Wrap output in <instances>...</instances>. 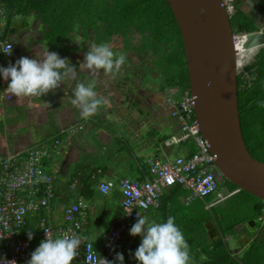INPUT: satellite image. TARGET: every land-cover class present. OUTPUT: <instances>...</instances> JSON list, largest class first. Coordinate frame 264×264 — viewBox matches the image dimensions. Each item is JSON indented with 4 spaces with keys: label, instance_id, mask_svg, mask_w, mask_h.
<instances>
[{
    "label": "crops",
    "instance_id": "crops-1",
    "mask_svg": "<svg viewBox=\"0 0 264 264\" xmlns=\"http://www.w3.org/2000/svg\"><path fill=\"white\" fill-rule=\"evenodd\" d=\"M233 5L234 11L231 13L233 30L235 35L243 36L242 47L245 43L247 46L244 54L239 55L242 65L254 63L256 60L263 62L264 0H233ZM0 7L6 14L4 6L0 4ZM32 16L35 20L33 28L30 30L26 21L21 22L18 24L20 31L14 34L10 29L16 18L11 19L6 14V24L0 32V51L4 50V45L8 42L13 44L15 54L8 57L0 52V67L7 68L9 64L15 65L21 57L41 59L43 53L49 50L67 59L69 65L76 70L62 81L59 88L45 95L14 97L12 100H6L3 97L10 81H5L0 74V101L8 102V105L3 106L2 109L5 118L0 125L3 134L0 139V156L25 155L29 149H39L45 154L42 169L46 174L54 177L56 192L52 210L46 215L51 218L55 227L63 224L64 208L80 196L83 197L82 191L85 189H81L84 182L82 178L90 177L96 189L95 195H88V199L95 205L84 220L83 235L85 238L96 239L95 243L93 239L87 240L92 242L98 253L102 255L105 235L111 222L123 214L120 209L122 197L118 187L120 181L124 178L132 179L134 176L136 179L132 180L136 181L149 179L148 159L158 158L170 162L167 153L171 152L175 145H180L189 139H192L191 146L195 145L197 150L194 139L187 137L182 131L179 120L172 116V107L169 104L170 98H181L183 93L180 88H165L157 73L155 78H152V82H145L146 79L138 74L137 69L147 61L140 60L138 55L140 53L136 52L131 54L133 62L123 71L121 69L119 73L105 74L103 70H99L97 75H90V72L79 67L84 60V55L92 46L87 44L88 41L82 34L77 31L70 35L64 47H53L47 40L46 26L37 19L36 15L32 14L29 17ZM93 35L94 32L91 31L92 38ZM112 45L120 51L119 38ZM28 49L30 54H26ZM125 57L126 63H129V55L125 53ZM150 65H154L153 62H147L146 67H151ZM138 70L147 71L145 67ZM136 75L139 83L133 81ZM92 80L95 81V91L99 96L105 97L107 103L100 106L94 115L83 118L80 110L71 103L73 90L78 82L87 83ZM136 84L137 86L134 87ZM110 126H114L115 130ZM20 128L24 130L19 131ZM89 139L90 141L96 139L95 142L100 145L103 152L102 156L93 155L91 159L88 157L84 165L75 167L77 160L74 155L84 142L89 143ZM56 141H59L58 145ZM189 151L190 149L186 147L180 148L177 153L180 154L178 156H189L191 155ZM59 158H62V163H57ZM103 182H113L116 188L110 194L104 195L99 190V185ZM222 183L227 185L226 181ZM73 184H75L74 189L71 188ZM181 187L189 191L182 197L183 206H186L183 209L188 218L196 208H190L191 204L196 202V199H205L207 196L195 198L189 202L192 190ZM170 188L163 191L160 199L161 206L167 204L165 193ZM239 192V189L231 192L226 187L224 191L214 195L212 204L204 205L205 209L211 206L218 209L220 222L212 219L211 222L204 224L206 243L198 250L190 253V234L186 229L188 222L183 219L181 225H177L186 234L183 235L189 246L188 264L190 260L198 264L195 261L198 256L203 264L213 262L264 264V201L250 200L248 206L252 209V214L237 219L235 216L228 215L229 210L224 208H227L229 201L236 198ZM99 193L103 196L99 197ZM119 193L120 198L117 196ZM113 203H117L119 209L113 217L115 219L109 223L108 228H105L100 218H103L110 210V204ZM159 208H151L143 216H147L150 221L160 222L165 215L157 216L160 212ZM44 212L28 215L27 227L22 232L23 235L21 234L23 238L28 239V232H33L32 240L36 244L40 242L39 216ZM231 225L234 228L229 229ZM141 239L140 236H132L130 231L124 235L118 246L123 247L122 254L126 259L135 258L134 252L139 247ZM115 264H119V261H115ZM124 264L128 263L124 261Z\"/></svg>",
    "mask_w": 264,
    "mask_h": 264
},
{
    "label": "trees",
    "instance_id": "trees-1",
    "mask_svg": "<svg viewBox=\"0 0 264 264\" xmlns=\"http://www.w3.org/2000/svg\"><path fill=\"white\" fill-rule=\"evenodd\" d=\"M0 4L4 6L7 16L11 19L36 15L37 19L46 26L47 40L53 47H64L70 35L77 31L81 32L83 38L85 34L89 38L91 31L94 32L93 40L96 44L112 45L118 38L120 41L126 40L127 44L133 40L137 43L134 45L137 47L136 53L147 52L148 56H145V60L156 65L161 84L165 88L182 90L181 98L172 97L171 100H181L189 91L190 81L180 29L166 0H0ZM147 62H143V66L140 65L138 69L146 66ZM238 88L240 120L245 143L252 156L264 162L262 159L264 155V106H262L264 105V61L256 60L245 66L241 63ZM187 148L190 149V154L197 151L195 145ZM82 182L81 189H85L82 191L83 197L94 196L96 188L92 179L84 176ZM226 184L231 192L239 189L228 181ZM181 190H183L182 187L177 185L165 193L167 204L158 207L159 213H162L161 216L165 215L160 222H166L168 215L174 217L176 225H181L183 219L187 221L186 229L190 234L191 253L206 243L204 224L211 222L212 219L220 221L218 209L213 206L209 209H205L204 206H195L194 213L187 218L183 209L185 206L177 199ZM239 191L240 194L244 193L252 199L261 201L246 191L240 189ZM213 194L206 197L210 198L207 202L211 204L214 202L215 194ZM48 213L44 212V214ZM232 228L234 227L231 225L229 229ZM182 233L185 234V232ZM31 241L36 244L35 241ZM122 249L123 247L119 245L116 254L122 253ZM124 261L128 264H139L135 258L126 259L124 256ZM189 264L194 263L190 260ZM212 264H218V262Z\"/></svg>",
    "mask_w": 264,
    "mask_h": 264
},
{
    "label": "built area",
    "instance_id": "built-area-1",
    "mask_svg": "<svg viewBox=\"0 0 264 264\" xmlns=\"http://www.w3.org/2000/svg\"><path fill=\"white\" fill-rule=\"evenodd\" d=\"M229 13L234 11L233 0H224ZM6 24V14L0 7V32ZM237 39L240 37H236ZM12 47L11 57L15 54L13 44L6 43L4 50ZM240 55L244 51H240ZM6 100H12L9 92H4ZM172 116L176 117L182 126V131L192 137L197 151L189 156H177L173 162L149 158V179L136 181L124 178L118 184L121 192L120 206L122 216L111 222L105 235L104 253L100 255L108 261H113L119 242L137 222V215L143 216L151 208L160 206L163 191L175 185H181L192 190L190 201L204 198L215 193L219 188L220 178L215 166V157L210 153L206 140L199 131L194 116L192 97L189 92L181 100H169ZM59 141H56V145ZM45 154L39 149H29L25 155L0 156V257L16 260L17 264H26L30 254L35 251L40 242L46 238L45 231L52 238L63 235L82 238L79 256L73 264H82L87 251L84 240V220L93 209V204L86 197H79L67 205L63 212V224L55 227L46 214L40 217V242L35 244L22 237L30 213L52 210V202L56 197L54 177L46 174L43 169ZM75 188V184L72 185ZM116 185L113 182H103L99 185L102 194L108 195Z\"/></svg>",
    "mask_w": 264,
    "mask_h": 264
},
{
    "label": "water",
    "instance_id": "water-1",
    "mask_svg": "<svg viewBox=\"0 0 264 264\" xmlns=\"http://www.w3.org/2000/svg\"><path fill=\"white\" fill-rule=\"evenodd\" d=\"M166 1L183 41L194 116L220 181L264 201V162L248 150L240 120L239 54L247 48L241 45L243 36L235 35L224 0Z\"/></svg>",
    "mask_w": 264,
    "mask_h": 264
},
{
    "label": "clouds",
    "instance_id": "clouds-1",
    "mask_svg": "<svg viewBox=\"0 0 264 264\" xmlns=\"http://www.w3.org/2000/svg\"><path fill=\"white\" fill-rule=\"evenodd\" d=\"M237 36V35H236ZM74 41V40H73ZM6 55L12 54V47L0 51ZM240 55V54H239ZM241 57V56H239ZM126 57L123 53L116 54L107 43L93 44L84 55L79 67L95 76L99 70L105 74L119 73ZM76 68L69 61L61 58L58 53L46 50L41 59L19 58L15 65L0 67L5 81L8 83L6 92L15 97L45 95L60 87L62 81ZM72 105L80 110L83 118L94 115L98 108L107 103L105 97L95 91V81L78 82L73 90ZM264 106V105H262ZM46 238L30 254L26 264H73L79 256L82 238L63 235L52 238L45 231ZM132 236H140L141 243L134 252L139 264H188L189 246L185 237L176 225L174 217H168L166 222L150 221L147 216L137 215V222L131 227ZM33 232H28V239H33ZM84 240L96 239L83 238ZM87 251L82 264H115L100 256L93 243H85ZM115 260L124 264V256L117 253ZM0 264H17L16 260L0 257Z\"/></svg>",
    "mask_w": 264,
    "mask_h": 264
},
{
    "label": "rangeland",
    "instance_id": "rangeland-1",
    "mask_svg": "<svg viewBox=\"0 0 264 264\" xmlns=\"http://www.w3.org/2000/svg\"><path fill=\"white\" fill-rule=\"evenodd\" d=\"M26 21V25H28V26H30V30L33 28V25H34V16H32V17H28V18H23V17H18V18H16V20L12 23V25H11V29L10 30H12L13 32H14V34H18V32L20 31V30H18V24L19 23H21V22H25ZM25 25V26H26ZM79 33H81V32H79ZM84 38L85 39H88L87 41H88V43L87 44H89V45H93V44H96L95 42H94V40H93V38H92V36L91 35H89V38H88V36H87V34H85L84 35ZM132 38V37H131ZM132 39H134V38H132ZM126 40H121L120 41V47H119V49H120V51L114 46V45H110L111 46V48H112V50H113V52L114 53H116V54H120V53H123V54H128L129 55V58H128V60H129V63L128 64H126V65H122V67H121V69H122V71L124 70V68L126 67V68H128V66H129V64L130 63H132L133 62V59H132V57H131V54L132 53H135L136 51L135 50H137V47L136 46H134L135 44H137L136 42H134L133 40H130V42H129V44H127L126 42H125ZM72 49H74V46H72ZM80 49V48H79ZM128 49V50H127ZM30 54V49H28V51H26V54ZM138 55H140L139 56V58H140V60H145L146 58H142L143 56L145 57V56H148V53L146 52V53H140V54H138ZM149 60V59H148ZM149 65V64H148ZM147 65V66H148ZM143 66V65H142ZM151 67H146V66H144L145 68H146V70L147 71H145V72H141L140 70H138L137 69V71H138V74H140L142 77H143V79H146L145 80V82H152V78L154 79L155 78V75H156V73L157 74H159V70L155 67L156 65H150ZM133 73L134 74H137V72L136 71H133ZM132 80V79H131ZM133 81H136V83H139L138 82V76L136 75V76H134L133 77ZM144 83V82H143ZM128 84V83H127ZM142 84V83H141ZM128 85H131V83L130 84H128ZM137 86V84L134 86V87H136ZM133 87V88H134ZM5 105H8V102L7 101H0V125L3 123V121H4V118H5V114H4V111H2V109H3V106H5ZM125 111V110H124ZM36 125V124H35ZM113 130H115V128H114V126H110ZM2 127H0V139L3 137V134H2V129H1ZM24 129L23 128H20L19 129V131H23ZM96 140V139H95ZM95 140H92V141H90V139H89V143H86V142H84L80 147H79V149L77 150V153H75L76 155H74V157L76 158V160H77V162H76V164H75V167H77V166H79V165H84L85 164V162L87 161V158L89 157L90 159L92 158V156L94 155V156H102V151H101V149H100V145L97 143V142H95ZM114 141V140H113ZM112 141V142H113ZM191 143H192V139H189L186 143H180V145H175L173 148H172V151L170 152H168L167 153V155H168V158L171 160L170 162H173L174 161V159H175V157L176 156H178V155H180V154H178L177 152H178V150L180 149V148H186V146L188 147H190L191 146ZM177 147H178V149H177ZM262 159H264V155L262 156ZM63 162V160H62V158H59L58 159V161H57V163H62ZM83 168V170H86V169H84V167H82ZM133 177V176H132ZM132 179H136L135 178V176L132 178ZM223 181H221L220 182V187L218 188V190L214 193V194H218V193H220L221 191H224V189L226 188V185L225 184H223L222 183ZM189 191H187V190H181V192L178 194V196H177V199H179L180 201H182L183 200V196L185 195V194H187ZM213 194V195H214ZM99 197H102L103 195H101L100 193H99V195H98ZM119 198H120V193L117 195ZM212 197V196H211ZM207 199H210V198H205V199H196L195 201L196 202H194L193 204H191V206H190V208H194L195 206L197 207H200V206H204V205H206V204H208L209 202H207ZM73 200V199H72ZM250 200H253L252 198H250V196H248V195H246V194H239L236 198H234V199H232V200H230L229 201V203H228V206H227V208H224V210H229L228 212H229V214L228 215H230V216H235L237 219H238V217H240V218H243V217H245V216H247V215H250V214H252V209L250 208V206H248V203L250 202ZM255 200V199H254ZM198 204V205H197ZM110 206H111V208H110V210L109 211H107L106 213H105V215L103 216V218H100V220H102V225L105 227V228H108V226H109V223L113 220V219H115V218H113L114 216H115V214H116V211L119 209V207H118V204L117 203H113V204H110ZM186 207V206H185ZM188 208V207H187ZM120 209H121V211H122V208L120 207ZM100 213H98V215H99ZM233 214V215H232ZM158 215H162V213H159ZM121 216H119V217H117V219L118 218H120ZM168 217H170L169 215H168ZM231 219V218H230ZM92 220H93V218H92ZM88 228H90V227H88ZM229 245V244H228ZM230 246V245H229ZM196 262H198V264H203V261L200 259V257L198 256V258H196V260H195ZM209 264H212V263H209Z\"/></svg>",
    "mask_w": 264,
    "mask_h": 264
},
{
    "label": "flooded vegetation",
    "instance_id": "flooded-vegetation-1",
    "mask_svg": "<svg viewBox=\"0 0 264 264\" xmlns=\"http://www.w3.org/2000/svg\"><path fill=\"white\" fill-rule=\"evenodd\" d=\"M143 58H146V57H143Z\"/></svg>",
    "mask_w": 264,
    "mask_h": 264
}]
</instances>
